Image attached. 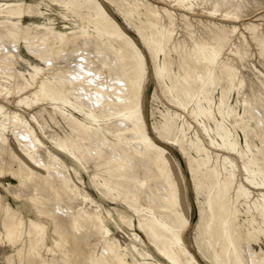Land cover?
<instances>
[{"label": "bare ground", "instance_id": "1", "mask_svg": "<svg viewBox=\"0 0 264 264\" xmlns=\"http://www.w3.org/2000/svg\"><path fill=\"white\" fill-rule=\"evenodd\" d=\"M0 186L17 264H264V0H0Z\"/></svg>", "mask_w": 264, "mask_h": 264}, {"label": "rangeland", "instance_id": "2", "mask_svg": "<svg viewBox=\"0 0 264 264\" xmlns=\"http://www.w3.org/2000/svg\"><path fill=\"white\" fill-rule=\"evenodd\" d=\"M57 9H59V8L57 7ZM49 13L50 12L48 11V13H47L48 15L46 14L45 16H49ZM55 17H56V22L58 23V25H61L63 23L62 19L59 16H55ZM32 20H36V21L42 22V21L45 20V17L44 16H41V17L39 16L38 18H35V19L28 18L25 21L26 22H30ZM20 68L21 69H24L25 67H24V65L21 64L20 65ZM221 86L223 88H227L228 87V83L222 81ZM219 95H220V93H218V91L214 93V96L216 97V99H218V96ZM146 96H147V100L148 101H147V105H146L145 109H147V107H149V109H150L151 113L154 115V118L156 119L157 123H159L162 120V117L166 113L176 110L170 104L165 103L164 98H167L169 100L172 99L170 92L166 88V82H165V80H158L155 84L154 83L151 84L150 87H149V89L146 92ZM238 98H239V96H238L237 92H233L232 93V99H231V101L233 102V104L236 103V101L238 100ZM186 118L187 119H190L189 117H186ZM183 121H185L184 118H183V116L182 117L180 116L179 118H177V121L176 122H178V124H179V123H182ZM48 130L51 131L53 129L49 128ZM192 131H193V129L190 130V132H189V135L190 136L193 135V132ZM235 135L238 138V140L240 141V144L241 143L243 144V142H244V134L242 133V131L235 132ZM252 140L255 143L258 142L257 138L252 137ZM177 156L180 159V156L178 154H177ZM212 164L214 166L215 165L216 166H219V162L218 161H212ZM81 173H82V176H83L84 180L86 181L87 187L90 190L92 196L99 201V203L101 204L102 207L103 206H107L109 208H112L113 206L116 205V203L111 202V201H109V200H107V199H105V198H103V197L100 196V194L97 192V190L95 189V187L90 184V180H89L88 173L85 170H82ZM2 180H3V182L5 184H7L10 181L11 182H14V180L13 179H10L9 176L6 177V178H3ZM0 193H2L3 196H5L6 198H11V200L14 199V198L12 199V196L10 195V193L8 192V190L4 186H0ZM201 198H203V199L206 198V194H202L201 195ZM17 201H20V200H17ZM191 202H192V198H191ZM20 204H23L24 205V202L22 201V202H20ZM21 206H20V208H21ZM25 206H27V207L25 208V210H23V212H24L25 218L28 219V217H30V214H31L32 209L27 204H25ZM245 218H246V216L243 215L242 216V219L244 220ZM125 228H127V227L125 226ZM111 229H112L113 232L116 233V235L120 239H122V240L125 239L128 242H130V240L125 235V233H123L121 231L120 232L119 231H116V229L113 227V225H112ZM2 230H3V223H2V220H1V217H0V231H2ZM138 233H140V232L138 231ZM187 239H188V242L191 244V246L194 245V242H195V234H194V231L193 230H191V231L188 232ZM49 240H50V238H49ZM94 242L95 241H93V243ZM255 246H256V248H260L258 244L255 245ZM261 246L264 248V243H262ZM97 247H98V250H100V245H98ZM15 250H16L15 248H12L9 244L6 245L3 242V240H0V264H17V263L11 262L9 260V258H8L9 255L11 253H13ZM151 250L156 254V251L155 250H153V249H151ZM210 257H211V252H210ZM203 259L205 260V261L203 260L204 264H211L210 263L211 258L209 260H207L205 258H203ZM22 264H24V263H22Z\"/></svg>", "mask_w": 264, "mask_h": 264}]
</instances>
